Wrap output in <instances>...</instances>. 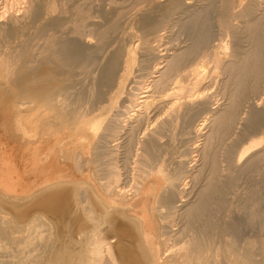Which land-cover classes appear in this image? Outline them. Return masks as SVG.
Masks as SVG:
<instances>
[{
  "label": "bare ground",
  "instance_id": "1",
  "mask_svg": "<svg viewBox=\"0 0 264 264\" xmlns=\"http://www.w3.org/2000/svg\"><path fill=\"white\" fill-rule=\"evenodd\" d=\"M96 1L0 0V264H264V0Z\"/></svg>",
  "mask_w": 264,
  "mask_h": 264
},
{
  "label": "rangeland",
  "instance_id": "2",
  "mask_svg": "<svg viewBox=\"0 0 264 264\" xmlns=\"http://www.w3.org/2000/svg\"><path fill=\"white\" fill-rule=\"evenodd\" d=\"M98 1L101 2L102 0H98ZM103 1H106V2H107L108 0H103ZM103 1H102V2H103ZM116 1L121 3V1H124V0H121V1L116 0ZM127 1H128V2H127ZM134 1H137V0H134ZM134 1H133V0H130V1H129V0H125L124 2H125V4H129V3H131V2L134 3ZM239 1H240V5H241L244 1H245V3H246L247 0H239ZM94 2L97 3L96 0H93V3H94ZM124 2H122V4H124ZM126 2H127V3H126ZM245 3H244V4H245ZM18 51H19V50H18ZM250 134H251V132H250ZM251 135H255V134L252 133ZM246 138H247V137H246ZM244 139H245V138H244ZM238 176H239V175H238ZM236 178H237V177H236ZM239 178H240V177H238V179H237L238 181H239ZM254 178H255V177H254ZM254 178H250V179H246V178H245L246 180L244 179V180L242 181L243 178H242V176H241L240 181H242L241 184H243L244 186L246 185V182H247V185H248V186H251L252 183L256 180V179H254ZM247 180H248V181L250 180V181H249L250 183H249ZM251 180H252V181H251ZM253 180H254V181H253ZM244 181H246V182H244ZM251 182H252V183H251ZM255 182H256V181H255ZM255 182H254L253 184H255ZM239 183H240V182H239ZM248 183L251 184V185H249ZM247 185H246V186H247Z\"/></svg>",
  "mask_w": 264,
  "mask_h": 264
}]
</instances>
